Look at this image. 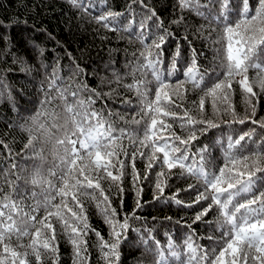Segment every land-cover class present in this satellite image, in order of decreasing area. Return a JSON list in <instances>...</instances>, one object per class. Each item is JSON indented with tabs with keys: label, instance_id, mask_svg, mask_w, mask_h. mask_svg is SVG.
Returning a JSON list of instances; mask_svg holds the SVG:
<instances>
[{
	"label": "snow or ice",
	"instance_id": "obj_1",
	"mask_svg": "<svg viewBox=\"0 0 264 264\" xmlns=\"http://www.w3.org/2000/svg\"><path fill=\"white\" fill-rule=\"evenodd\" d=\"M101 2L106 3V0ZM69 3L84 12L95 6L94 0H88L86 4L83 0H69ZM133 4H139L144 10L137 24V39L144 49L140 53L143 63L138 67L143 78H134L131 84L124 85L135 92L139 104V111L125 123L143 124L142 133L139 127H119L114 119L117 113L111 110L106 113V106L95 107L97 99H102L100 93L84 84L65 85L53 70L40 102V111L31 118L30 126L24 127L29 136L25 149L31 152L29 158L41 161V166H35L29 177L22 175L25 170L15 161L8 169L0 171V264H32L30 256L36 264H41L42 254L49 255L52 264H59L57 224L73 247V264H87L89 231L95 232L98 238L105 264H116L120 258L121 240L127 239L129 219H139L135 210L131 217L125 215L122 222L116 219V209L111 207L102 188V181L109 180L123 192L119 187L126 167L122 156L132 161L134 186L141 179L148 180L149 172L159 168L155 172V189L163 196L167 177L172 169L179 168L182 175L194 178L203 189L201 191L192 184L188 186L195 188L197 195L192 204L183 206L199 205L200 210L192 224H186L190 231L183 241V252L177 251L180 245L168 233H165L166 245L155 240L152 229H146L147 237L141 234L140 242L146 246V251L156 256V264H264V137L259 141L254 139L256 127L236 139L228 136L224 163L218 168L211 164L206 145L192 151L195 141L211 129L220 127L205 115L206 102L211 103L214 115H231L232 119L225 122L229 125L250 121L264 130V118L255 119L256 106L252 104V98L258 97L254 86L264 92V0H177L181 13L192 12L202 17L209 27L214 25L213 31L219 29L216 43L221 47L216 50L215 65L204 69L197 64L196 49H192L191 62L183 71L184 78L174 83L171 77L178 72L179 46L171 57L165 78L159 66L163 63L162 45L171 33L144 0H131L128 9L133 19L124 31H130L136 23ZM122 15L109 10L92 19L109 30L119 31L115 25ZM183 19L181 15L172 23H180ZM150 21L157 32L151 43L145 44ZM250 70L255 72L252 79ZM149 71L153 80L147 79ZM153 82L156 87L154 96H150L149 85ZM233 83L239 85L251 108V114L243 118L238 116L231 103ZM196 90L201 93L198 101H193L191 108L185 107V93ZM124 103L131 105L129 100ZM119 119L124 120V117L119 116ZM174 125L183 135L176 133ZM249 143L254 145V150L247 155H238L237 152L243 153ZM48 144L52 145L58 163L45 174L42 164L46 160L44 150ZM9 155H12L10 149ZM137 157L147 160L143 176L135 168ZM28 185L33 187L30 195L25 190ZM139 195L140 191H137L138 198ZM84 197L97 201V207L109 225L111 242L105 241L89 225ZM170 199L177 205L182 204L175 196ZM136 207H142L139 199ZM213 209L216 210V231L220 235L207 236L212 244L205 247L194 241L193 224H211L212 221L204 218ZM41 211L43 215H40ZM135 231L139 232V229ZM149 241L154 242L155 248L148 247Z\"/></svg>",
	"mask_w": 264,
	"mask_h": 264
},
{
	"label": "trees",
	"instance_id": "obj_2",
	"mask_svg": "<svg viewBox=\"0 0 264 264\" xmlns=\"http://www.w3.org/2000/svg\"><path fill=\"white\" fill-rule=\"evenodd\" d=\"M87 2L88 0H83V3ZM94 3V7L84 12L82 9L73 7L69 0H0V93H2L0 95V141H2L0 171L8 169L15 161L25 170L22 175L29 177L35 166H41V161L29 158L31 152L25 149L29 136L24 131V127L26 124L30 126L31 118L40 111V102L44 99L47 80L53 70L59 74L65 85L84 84L88 89L100 93L102 99H97L95 107L99 109L106 106V113L107 110L117 113L118 116L114 119L117 120L119 127L130 129L139 127L142 133L143 124L136 126L125 123V121L130 122L139 111V104L135 92L129 91L124 85L131 84L134 78H143L138 67L143 63L140 53L144 49L137 39L139 32L137 24L144 15V10L139 4L132 5L136 13V23L130 31H124L129 20L133 19L128 9L131 0H106V3L94 0ZM144 4L155 10L157 16L163 21L164 27L171 33L162 45L163 63L159 66L165 78H167L171 57L177 46L181 50V58L176 65L178 72L171 77L173 83L177 79L184 78L183 71L191 62L192 49H196L197 64L202 69L215 65L216 50L221 47V44L216 43L219 29L213 31L214 25L209 27L202 17L192 12L181 13L177 0H144ZM216 8L218 10V5ZM109 10L124 14L119 17L115 25L120 29L119 31L109 30L92 19L93 16H99L102 12ZM181 15L184 17L182 22L172 23ZM149 25V36L145 44L151 43L157 32L152 21ZM217 70H219L218 66ZM254 76L255 72L250 70V79ZM147 79L153 80L150 71ZM149 87L152 89L150 96H154L155 82ZM186 87L191 86L186 85ZM254 91L258 93V97L252 98V104L256 106L255 119L259 120L264 118V92L255 86ZM108 93L111 95H106ZM185 95L184 106L191 108L192 102L198 101L201 93L196 90L186 92ZM126 100L131 101V105L125 104ZM231 103L239 117L243 118L251 114V108L246 103L244 93L236 83H233ZM176 111L180 112V109ZM205 115L219 123L220 127L211 129L195 141L192 151L206 145L210 152L208 158L217 168L224 163V150L227 147L228 136L231 135L233 139H236L239 135L256 127L257 136L254 139L259 141L264 137V130L250 121L245 124L225 123L232 119L231 115L224 113L219 116L214 115L210 102L205 104ZM119 116L124 117V120H120ZM136 118L140 117L136 116ZM174 130L178 135H183L177 125H174ZM124 143L131 150L128 142L124 141ZM5 145L8 147L5 148ZM37 147L40 145L38 144ZM253 150L254 145L249 143L243 153L237 152V154L247 155ZM44 155L46 160L42 164V169L47 174L48 169L58 163L54 158L51 144L45 147ZM121 158L126 164L125 174L119 185L123 188V192H120L118 186L109 180L102 181V188L111 201V207L116 209V219L122 222L125 215L132 216L133 210L139 219H129L130 228L127 239L121 240L118 249L120 258L116 264H156V256L146 251V246L140 242L141 234L147 237L146 229H152V235L155 240L160 241L161 245L167 244L168 238L165 233H168L175 243L180 245L177 251L183 252V241L190 231L186 224H192L196 212L200 210L199 205L193 207L183 205L192 204L197 195L196 189H189L188 186L192 184L200 188L199 183L194 178L182 175L181 170L175 168L167 177V187L163 196H160L155 189V172L159 171V168L149 172L148 180L141 179L138 185L134 186L132 161L123 156ZM134 163L136 171L143 176L147 160L137 157ZM21 184L23 186V182ZM7 190L5 188V191ZM25 190L30 195L33 187L28 185ZM35 190L39 192V188ZM200 190L203 189L200 188ZM137 191H140L139 198ZM96 195L99 194L96 193ZM157 196L160 198L155 199L154 197ZM173 196L182 201V204L174 203L170 199ZM82 199L91 228L99 232L105 241L111 242L109 225L105 223L101 209L97 207V201L88 197ZM137 199L142 205L141 208L136 207ZM28 203H31V200ZM40 215H43V211ZM168 217L171 219H167ZM204 219L212 223L193 224L195 229L193 239L196 243L209 247L212 242L206 237L220 235L219 231H216V210L213 209ZM56 229L59 264H73V247L58 224ZM135 229H139V232ZM86 239L88 241L87 264H105L95 232L89 231ZM24 242L27 243V238ZM148 247L155 248L154 242L149 241ZM29 260L32 264H36L34 257L30 256ZM41 264H52V258L42 254Z\"/></svg>",
	"mask_w": 264,
	"mask_h": 264
}]
</instances>
